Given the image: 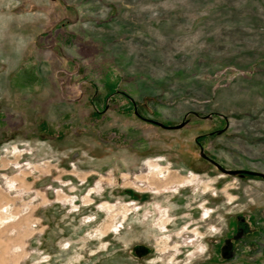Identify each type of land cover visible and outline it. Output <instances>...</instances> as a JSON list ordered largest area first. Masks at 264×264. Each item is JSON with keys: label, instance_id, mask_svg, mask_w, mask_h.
Segmentation results:
<instances>
[{"label": "rangeland", "instance_id": "374dc122", "mask_svg": "<svg viewBox=\"0 0 264 264\" xmlns=\"http://www.w3.org/2000/svg\"><path fill=\"white\" fill-rule=\"evenodd\" d=\"M200 149L264 174V0H0V264H264Z\"/></svg>", "mask_w": 264, "mask_h": 264}, {"label": "water", "instance_id": "95a60500", "mask_svg": "<svg viewBox=\"0 0 264 264\" xmlns=\"http://www.w3.org/2000/svg\"><path fill=\"white\" fill-rule=\"evenodd\" d=\"M154 124L166 128V129H177V128H181L183 126V123L175 126V127H165L157 122H153ZM201 152V149H200ZM201 157L203 159H206L208 162H210L218 171H220L222 174L224 175H249V176H254V177H258L264 180V174L261 172H255V171H249V170H227L222 168L219 164H217L216 162H214L213 160L209 159L206 155H204L201 152Z\"/></svg>", "mask_w": 264, "mask_h": 264}, {"label": "flooded vegetation", "instance_id": "af4514ba", "mask_svg": "<svg viewBox=\"0 0 264 264\" xmlns=\"http://www.w3.org/2000/svg\"><path fill=\"white\" fill-rule=\"evenodd\" d=\"M210 159V158H209ZM204 160H206V159H204ZM207 161V160H206ZM215 162V161H214ZM150 163H152V162H150ZM210 163V162H209ZM156 164V163H155ZM165 180H167V179H165ZM201 206H203V204L202 205H200V210H201ZM204 207V206H203ZM134 209V208H133Z\"/></svg>", "mask_w": 264, "mask_h": 264}]
</instances>
